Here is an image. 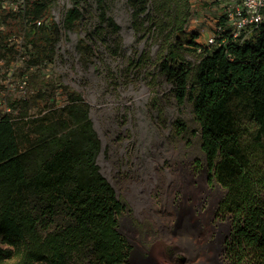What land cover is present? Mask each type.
<instances>
[{"label":"trees","instance_id":"16d2710c","mask_svg":"<svg viewBox=\"0 0 264 264\" xmlns=\"http://www.w3.org/2000/svg\"><path fill=\"white\" fill-rule=\"evenodd\" d=\"M97 1L103 21L118 29L106 1ZM177 1L160 0L153 13L164 14L170 27L161 71L180 104L193 102L211 178L226 189L220 204L231 224L226 264H264V22L244 40L202 45L197 30L185 31L193 2ZM136 2L139 13L151 15L148 0ZM81 14L76 3L65 25L75 27ZM0 15V53H11L9 37L21 34L35 42L32 63L54 58L59 29L51 0H24ZM36 18L44 25H33ZM184 50L198 51L196 66ZM50 81L32 72L37 89L19 102L36 110L0 118V264L126 263L132 244L120 219L127 205L98 161L102 139L91 105L72 89L57 106L40 85Z\"/></svg>","mask_w":264,"mask_h":264},{"label":"rangeland","instance_id":"374dc122","mask_svg":"<svg viewBox=\"0 0 264 264\" xmlns=\"http://www.w3.org/2000/svg\"><path fill=\"white\" fill-rule=\"evenodd\" d=\"M105 1L107 15L118 29L103 21L97 0H51V18L59 29L54 58L34 64L30 61L34 51L29 49L23 64L35 65L30 81L35 71L50 78L51 84L40 83L48 100L52 94L54 100L53 92L60 88L66 96L74 89L90 103L102 139L98 161L127 205L120 229L135 244L133 264H151L152 259L165 264L204 263L216 253L205 245L210 234L216 235L217 227L222 232L219 224H230L220 212L226 189L211 178L193 102L180 104L161 71L170 27L161 21L164 14L153 18L160 0H148L150 16L138 12L136 0ZM205 2L194 3L192 11H213V5ZM76 3L82 14L70 28L64 20ZM4 7L7 4L0 0V8ZM190 30L187 25L185 31ZM183 52L196 66L198 51ZM0 57L16 55L0 53ZM26 71L19 69L18 75ZM5 72L0 67V113L4 104L15 100V94L4 89ZM20 104L23 113L36 110Z\"/></svg>","mask_w":264,"mask_h":264},{"label":"built area","instance_id":"2783aa9c","mask_svg":"<svg viewBox=\"0 0 264 264\" xmlns=\"http://www.w3.org/2000/svg\"><path fill=\"white\" fill-rule=\"evenodd\" d=\"M9 7L18 9L19 3L24 0H1ZM202 0H191L196 3ZM213 5V11L196 10L193 8L188 26L199 32L198 42L202 45L212 47L226 46L230 40H244L251 32L264 22V0H207ZM45 20L36 18L31 23L36 27L44 25ZM3 29L4 25L0 24ZM232 38V39H231ZM24 37L16 35L9 37V47L12 48L15 58L4 59L0 57V67L5 68L3 86L6 92L13 93L18 101L11 105L6 103L3 106L2 116L19 118L27 116L23 113L19 101L26 100L35 92L30 81V73L34 70V64L28 66L23 64L27 59L29 49L32 45L26 44ZM11 53H8L9 55ZM19 69H26L22 75H18ZM60 88L55 89L56 105L61 106L68 102ZM63 98V100H59ZM32 112H28L30 115Z\"/></svg>","mask_w":264,"mask_h":264},{"label":"flooded vegetation","instance_id":"af4514ba","mask_svg":"<svg viewBox=\"0 0 264 264\" xmlns=\"http://www.w3.org/2000/svg\"><path fill=\"white\" fill-rule=\"evenodd\" d=\"M213 228L216 229L215 224H212ZM220 228H222V232L219 231V228L217 227V232L215 234H210L209 239L207 243L205 244L210 249L215 250V254L213 257H208V261L201 263V264H226L225 259V250H226V241L227 238L230 236L231 232V224H219ZM130 240V239H129ZM132 244V251L131 256L129 258V261L123 264H133V252L135 250V244ZM220 256L223 257V260H220ZM180 264H185V261H181Z\"/></svg>","mask_w":264,"mask_h":264},{"label":"water","instance_id":"95a60500","mask_svg":"<svg viewBox=\"0 0 264 264\" xmlns=\"http://www.w3.org/2000/svg\"><path fill=\"white\" fill-rule=\"evenodd\" d=\"M151 261H152L151 264H165V263H161V262H159V261H156V260H154V259H152Z\"/></svg>","mask_w":264,"mask_h":264}]
</instances>
